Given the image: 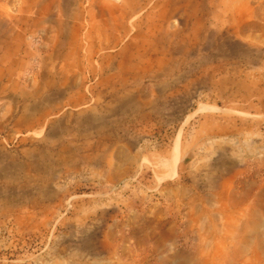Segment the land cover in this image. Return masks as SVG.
<instances>
[{"label": "rangeland", "instance_id": "374dc122", "mask_svg": "<svg viewBox=\"0 0 264 264\" xmlns=\"http://www.w3.org/2000/svg\"><path fill=\"white\" fill-rule=\"evenodd\" d=\"M0 68V264H264V0H0Z\"/></svg>", "mask_w": 264, "mask_h": 264}, {"label": "crops", "instance_id": "0c3cea01", "mask_svg": "<svg viewBox=\"0 0 264 264\" xmlns=\"http://www.w3.org/2000/svg\"><path fill=\"white\" fill-rule=\"evenodd\" d=\"M106 10H110V9H106ZM102 12L105 11L101 10ZM121 10H120V6L116 5V4H112V8L109 14H106V18H109V20H116V21H120L121 19ZM95 28H99L101 31V34L104 35L105 32L107 30L110 29L109 26H107L104 22L101 23L100 26L95 27V25H90V24H86L85 26L82 27L83 29V33L82 36L83 38H85L86 41H90L92 42L94 39V37L96 36V33L94 32ZM116 36L115 34H113L111 36V42L112 43H116L117 40H115ZM67 53H64V55H66ZM116 56V53H114V57ZM167 61H168V57H167V53H162V52H152L150 53V55H148L147 57H145V59L140 60V62L135 61V62H131L129 64V67H139L140 70L139 71H134V74H138V75H144V71L142 69L144 68H148V74L150 75H158V74H162L164 71H166V67H167ZM1 70L3 68H0ZM55 71L53 74L48 73V78L44 81V84L46 86H44L43 88L45 90H57V89H64V90H70L72 88L73 85V81H72V69L70 68H63V69H59V71H62L60 74H58V69L53 70ZM2 78H0V83H2ZM3 84V83H2ZM121 88V86L119 84H114V86L112 87V89L115 90H119Z\"/></svg>", "mask_w": 264, "mask_h": 264}]
</instances>
